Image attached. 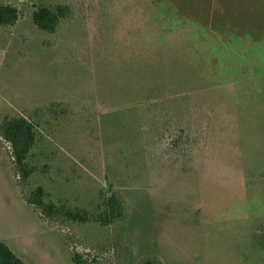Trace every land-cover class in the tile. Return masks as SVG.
<instances>
[{"label": "rangeland", "instance_id": "374dc122", "mask_svg": "<svg viewBox=\"0 0 264 264\" xmlns=\"http://www.w3.org/2000/svg\"><path fill=\"white\" fill-rule=\"evenodd\" d=\"M0 122L36 126L30 186L0 137V241L29 264H264V0H0ZM72 7L49 34L40 6ZM126 220L48 224L24 199Z\"/></svg>", "mask_w": 264, "mask_h": 264}, {"label": "trees", "instance_id": "16d2710c", "mask_svg": "<svg viewBox=\"0 0 264 264\" xmlns=\"http://www.w3.org/2000/svg\"><path fill=\"white\" fill-rule=\"evenodd\" d=\"M18 7L9 4H0V27H13L20 19ZM73 15V9L67 5L55 7L40 6L33 13L34 24L42 31L55 34L65 18ZM0 137L10 144L12 158L16 165L18 183L23 188L30 186V177L33 169L29 167L28 158L35 146L37 139L36 126L24 117H5L0 122ZM25 201L38 212L48 224L72 222L87 224L91 221L100 222L104 226L124 221L129 216V209L126 202L117 193H113L105 201V210L94 215L93 213L74 209L65 204L47 202L46 192L42 186H38L28 194L23 192ZM261 248L264 249V240L258 239ZM74 262L85 264L77 255L73 257ZM0 264H29L19 258L11 248L0 241ZM140 264H162L155 257H145Z\"/></svg>", "mask_w": 264, "mask_h": 264}, {"label": "crops", "instance_id": "0c3cea01", "mask_svg": "<svg viewBox=\"0 0 264 264\" xmlns=\"http://www.w3.org/2000/svg\"><path fill=\"white\" fill-rule=\"evenodd\" d=\"M6 244H7V242H6ZM8 245V244H7ZM9 246V245H8ZM12 250V249H11ZM19 257V256H18ZM21 258V257H20ZM21 259H23V258H21ZM28 263V262H27Z\"/></svg>", "mask_w": 264, "mask_h": 264}]
</instances>
